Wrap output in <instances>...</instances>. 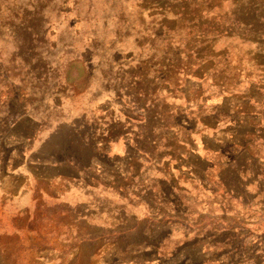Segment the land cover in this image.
<instances>
[{
	"label": "trees",
	"instance_id": "obj_1",
	"mask_svg": "<svg viewBox=\"0 0 264 264\" xmlns=\"http://www.w3.org/2000/svg\"><path fill=\"white\" fill-rule=\"evenodd\" d=\"M220 38L229 43L217 49ZM0 43V113L18 108L7 133L17 144L0 140V170L28 166L39 177L35 193L53 186L58 205L75 198L71 207L92 229L90 241L111 239L95 256L99 264H262L264 252L249 253L241 225L264 213V0H0ZM240 47L248 57L235 54ZM73 59L86 75V96L93 60L111 75L117 69L104 89L122 104V120L108 103L95 113L94 95L86 107L63 106L72 86L60 68ZM206 97L220 102L206 106ZM51 101L45 108L58 115L50 121L32 104ZM80 109L83 121L75 122L67 111ZM19 121L37 131H16ZM47 124L44 143L55 140L59 152L34 149L26 158L22 143ZM115 146L123 153L111 155ZM186 245L201 255L184 259ZM115 252L129 259L112 262Z\"/></svg>",
	"mask_w": 264,
	"mask_h": 264
},
{
	"label": "rangeland",
	"instance_id": "obj_2",
	"mask_svg": "<svg viewBox=\"0 0 264 264\" xmlns=\"http://www.w3.org/2000/svg\"><path fill=\"white\" fill-rule=\"evenodd\" d=\"M23 2V0H19ZM27 3V2H24ZM20 6V5H17ZM52 4L48 3L45 6L44 11H49L51 9ZM65 8V7H64ZM61 6L59 9L63 10ZM63 22L58 24V26H64L65 22L60 18ZM109 23L108 31H112L114 25L110 19L107 21ZM13 36V34H11ZM10 36V37H11ZM5 38V35L3 34ZM227 43H229L226 39L220 38L218 40V48L224 47ZM2 43H0L1 45ZM10 47V46H9ZM12 43L11 47L12 48ZM248 48H237L235 54L241 57H248ZM251 53H254V46L250 49ZM81 54V53H80ZM94 62V73L90 76V92L88 91V96L85 95V74L81 73V64L73 59L72 62L68 64L63 63L61 65L60 75L64 77V79H68L69 85L72 86V91L67 94V100L63 104L67 109H71V105L74 102H78L77 104L80 107L85 106L88 100H91V96H95V101L92 103V110L97 114H101L103 110H105L104 105L109 104L110 108L116 112V116H118L121 120L122 115H119L120 105L116 101H114L111 97L114 95L113 91L105 90L104 83L107 78L110 77L111 73L107 71L105 65H98L97 60H93ZM65 64V65H64ZM72 65L68 69V67ZM64 66H67L64 69ZM104 66V67H102ZM117 67V66H114ZM243 70V73H249L248 65L242 64L239 67ZM117 69H114L116 72ZM112 73L111 79H114L115 73ZM80 76L82 77L80 80ZM254 76V75H253ZM264 82V79L260 80ZM183 90L186 92V96L189 97L192 101V97L194 95V90L191 85L185 84ZM207 95V94H206ZM255 97L260 100L261 96L255 94ZM112 99V100H111ZM110 100V101H109ZM219 99L207 98L206 97V106H214L216 103L218 104ZM230 104L234 103V99L228 100ZM51 102L39 104L38 102H33L32 106L35 109H40V113L42 115L48 114V120L56 119V115H58L57 111H54L50 108H45L46 106H51ZM108 103V104H107ZM192 103V102H190ZM228 104V103H227ZM197 104H190V108L195 111ZM229 105H225L227 108ZM14 108L4 109L0 113V140L8 137L6 141V146H15L16 141L13 139V135L7 136L9 133L10 124L14 121L16 112L18 108L13 106ZM108 107V106H107ZM222 111H226L225 108H221ZM39 110H33L36 112ZM70 114V117L75 118V122H81L83 110H76L75 112L67 111V114ZM66 111L63 112L62 118L64 121H69L70 118L64 116ZM60 116V114H59ZM61 118V116L59 117ZM68 118V119H67ZM65 122L62 124V131H64ZM24 121H19L16 131L24 132L26 130L27 125ZM31 130L37 131V124H30ZM30 126H27L30 128ZM50 129V125L47 124L43 128L41 126L40 132L36 133L37 138L33 140L30 145L27 142L22 143V147H24L26 158L30 157L35 150L43 154H51V151L59 152V149L55 146V140L52 143H44L47 141L48 130ZM46 136V137H45ZM59 141H62L60 136ZM196 146L198 147L200 155L204 156L201 150V139L200 137H194ZM24 144V145H23ZM47 144V146L45 145ZM47 147V148H46ZM29 148V149H28ZM35 149V150H34ZM40 149V150H39ZM28 150V151H27ZM32 151V153L30 152ZM123 153V149L119 146L113 147L111 149L110 154L114 153ZM14 153H12L9 159H13ZM208 158L211 159L212 157ZM214 159L212 158V161ZM215 162V161H214ZM24 164V163H23ZM12 163L7 166L5 171L0 170V264H99L101 262L100 258L96 256V254H100L103 250L105 244L110 243V238L107 235H103V237L98 240L96 243L90 241L93 236L92 229L86 225L85 221L78 219L76 213L79 209L74 210L71 206L75 205V198L67 197L62 200L65 203L60 205L57 202L50 198L54 194V190H57L53 186L47 188V192L45 194L35 193L36 189L34 187L35 180L37 178V171H33L28 166L21 165L16 169L12 168ZM42 172V171H41ZM39 179V177L37 178ZM45 185H43V188ZM18 192H17V190ZM48 195V196H47ZM258 206V205H255ZM108 208L107 206H104ZM255 210V209H254ZM244 224H242L243 234H249V239L251 240L249 244H252L249 253L259 254L261 251L264 252V243L262 241L264 239V213L255 215L252 214L250 216H244ZM238 222H233L236 225ZM183 229L174 230L171 241L167 244L168 251L171 250L176 242L175 238L182 239ZM99 231L97 230V233ZM193 234V230L191 231ZM88 234V236H87ZM193 234L189 236V239L193 237ZM226 233H222L219 235L218 239H222ZM263 238V239H262ZM142 240V238H138V243ZM178 240V241H179ZM260 240V241H258ZM129 240H127L128 242ZM136 241V242H137ZM239 243V241H235ZM121 246H124V241L122 240ZM257 245V250L255 249ZM198 248H191L188 245L182 247L180 251V255H183L184 259H186L185 255L198 254ZM201 254L199 253L197 256L199 257ZM223 256V255H222ZM260 256V255H258ZM262 257V256H261ZM111 261H127L129 258H126L125 255L115 252L114 255L109 257ZM220 259V258H219ZM262 264H264V259H260ZM209 261L207 264H217L218 262H214V259ZM233 261V258L231 259ZM137 262V261H136ZM139 264V262H137ZM181 264H184V260ZM195 264V263H194Z\"/></svg>",
	"mask_w": 264,
	"mask_h": 264
}]
</instances>
